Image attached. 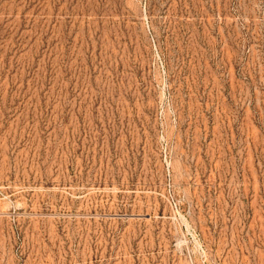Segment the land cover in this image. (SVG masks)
<instances>
[{
	"label": "rangeland",
	"instance_id": "rangeland-1",
	"mask_svg": "<svg viewBox=\"0 0 264 264\" xmlns=\"http://www.w3.org/2000/svg\"><path fill=\"white\" fill-rule=\"evenodd\" d=\"M0 264H264V0H0Z\"/></svg>",
	"mask_w": 264,
	"mask_h": 264
}]
</instances>
